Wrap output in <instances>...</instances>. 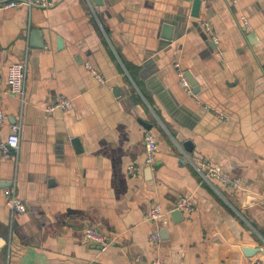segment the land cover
Masks as SVG:
<instances>
[{"label":"crops","instance_id":"crops-1","mask_svg":"<svg viewBox=\"0 0 264 264\" xmlns=\"http://www.w3.org/2000/svg\"><path fill=\"white\" fill-rule=\"evenodd\" d=\"M12 1L0 0L3 87L12 64L27 57L28 69L25 102L9 94L3 101L0 138L20 120L22 129L18 159L0 151V264L264 262V254L243 253L264 248V210L246 202L264 196V0H203L199 18L188 0L4 7ZM165 23L174 26L172 42L162 38ZM177 60L198 84L196 97L179 84ZM59 97L73 108L47 114ZM147 133L158 145L151 172ZM211 167L239 188L220 184ZM10 189L25 214L11 213ZM182 197L192 211L179 221L169 214L153 245V205L169 211ZM87 227L111 244L88 241Z\"/></svg>","mask_w":264,"mask_h":264},{"label":"built area","instance_id":"built-area-1","mask_svg":"<svg viewBox=\"0 0 264 264\" xmlns=\"http://www.w3.org/2000/svg\"><path fill=\"white\" fill-rule=\"evenodd\" d=\"M49 5L48 0H17L12 1L4 5L5 8H14L18 6H27L29 8L33 7H42L46 8ZM245 26L250 28V24L247 19L243 20ZM204 30L209 35V37L217 42V35L214 31L213 26L210 22H204L202 24ZM174 67L177 71L178 82L181 87L193 97H196V94L193 92V87L191 86L188 78L186 77V73L181 69V64L179 61H175ZM87 68L90 71H93L90 65H87ZM27 69H28V60L27 57L23 61L19 63L12 64L8 69L7 80H6V88L3 87L2 79L0 78V127L5 122V115L3 111V101L4 96L9 94L18 98L21 103L25 102V86H26V77H27ZM94 72V71H93ZM95 75L102 81L100 75L95 72ZM73 108L72 102L69 99L64 97H59L55 100L54 103L47 106L45 108V112L47 114H52L57 110L68 111ZM222 119H225L224 115H220ZM21 129H22V121H18L11 125V132L6 139L0 138V151L3 154L5 159H18V152L21 143ZM144 145H145V165L148 167H152L156 160V152L158 150V145L150 133H147L144 136ZM135 171V167H129V173L133 174ZM209 173L213 178H215L220 184L223 186L236 189L239 188V185L231 180L229 177L224 175L217 168H210ZM202 176L207 179V176L201 172ZM6 203L11 213L15 214H25L27 212V206L25 202L17 195L15 189H10L6 191ZM260 205L264 210V196L261 199ZM193 209L191 199L189 197H182L176 203V205L169 211H165L160 203H155L149 212L148 221L156 224V229L150 236V241L153 245L157 246L161 242V227L168 223V215L175 210H179L183 213L191 212ZM85 237L88 241L93 243L94 245L100 246L102 248H106L111 244V238L101 233L99 230L87 227L85 229ZM153 264H164V261L161 257H157ZM253 264H264L263 261L257 260Z\"/></svg>","mask_w":264,"mask_h":264},{"label":"water","instance_id":"water-1","mask_svg":"<svg viewBox=\"0 0 264 264\" xmlns=\"http://www.w3.org/2000/svg\"><path fill=\"white\" fill-rule=\"evenodd\" d=\"M93 2V4H95L96 6H103L104 5V0H91ZM189 2H192V10H191V17L193 18H199V12H200V8L202 5V1L203 0H188ZM48 2H51V0H48ZM174 26L169 24V23H165L162 29V38L166 41V42H172L173 41V36H174ZM38 35H40L38 32H35L33 34V37L35 40L38 39ZM59 44L61 45L62 42L59 40L58 41ZM40 47H44V44H40ZM186 77L188 78L191 86L193 87V92L194 94H198L199 93V87L198 84L192 79V77H190V75L186 74ZM120 90L116 89L115 91V95L119 94ZM138 122L147 130L151 129V125L148 124L147 122L139 119ZM74 147L76 148L77 152H81L82 148H81V143L78 139H74L72 141ZM193 143L191 141H186L184 144V149L187 153H192L193 152ZM182 159L185 160V158L183 157ZM149 171H152V167H149ZM246 202L248 203H259L261 202V199H255L253 197H250L249 199H246ZM171 217L174 219V221H179L183 218V212L179 211V210H175L173 212H171ZM165 230L162 229L161 230V234L164 232ZM243 253L245 254L246 257L248 258H252L254 257L256 254L261 253L264 254V248H260V247H250V246H246L243 248Z\"/></svg>","mask_w":264,"mask_h":264}]
</instances>
